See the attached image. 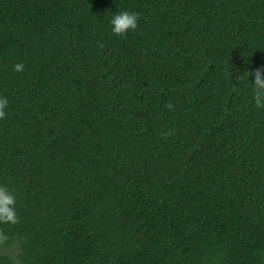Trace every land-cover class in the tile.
<instances>
[{
	"label": "trees",
	"instance_id": "1",
	"mask_svg": "<svg viewBox=\"0 0 264 264\" xmlns=\"http://www.w3.org/2000/svg\"><path fill=\"white\" fill-rule=\"evenodd\" d=\"M258 68L264 0H0V264H264Z\"/></svg>",
	"mask_w": 264,
	"mask_h": 264
},
{
	"label": "clouds",
	"instance_id": "2",
	"mask_svg": "<svg viewBox=\"0 0 264 264\" xmlns=\"http://www.w3.org/2000/svg\"><path fill=\"white\" fill-rule=\"evenodd\" d=\"M140 19V14L137 12L122 11L115 14L110 23L112 25L111 31L113 34L126 37V35L131 31L134 32L138 28V21ZM99 43V42H98ZM100 48H103V44L100 43ZM23 63H17L14 65V71H23ZM254 103L257 108L264 109V103L261 102L262 97H264V70L256 69L254 72ZM8 100L6 97H0V120L6 118V108L8 107ZM166 108L172 110L174 105L168 103L165 105ZM175 129H169L167 131L161 132L160 135L163 139L167 140L170 136L174 135ZM15 197L3 186H0V223H19V218L15 210ZM7 239L6 235L0 232V243H3Z\"/></svg>",
	"mask_w": 264,
	"mask_h": 264
},
{
	"label": "rangeland",
	"instance_id": "3",
	"mask_svg": "<svg viewBox=\"0 0 264 264\" xmlns=\"http://www.w3.org/2000/svg\"><path fill=\"white\" fill-rule=\"evenodd\" d=\"M5 250H9V252H13L15 250V247H14V245H11V246L5 248Z\"/></svg>",
	"mask_w": 264,
	"mask_h": 264
}]
</instances>
